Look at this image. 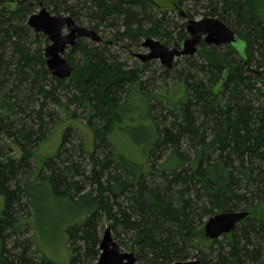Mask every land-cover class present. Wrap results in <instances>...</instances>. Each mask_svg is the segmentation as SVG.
I'll list each match as a JSON object with an SVG mask.
<instances>
[{
	"label": "trees",
	"instance_id": "16d2710c",
	"mask_svg": "<svg viewBox=\"0 0 264 264\" xmlns=\"http://www.w3.org/2000/svg\"><path fill=\"white\" fill-rule=\"evenodd\" d=\"M184 1L168 0L174 9ZM5 3L0 0V264H60L33 238L35 194L43 187L80 209L61 224L70 255L65 264H97L103 221L140 262L170 264L196 251L201 264H264V0H208L206 14L230 26L238 42L201 41L196 54L162 66L163 83L185 89L177 101L169 92L148 90L150 77L142 76L149 61L130 67L110 46L78 40L64 53L71 76L57 79L42 48L32 52L28 40L26 17L38 5L79 25L86 17L93 30L103 25L113 43L138 45L152 37L179 47L185 23L174 24V39L155 0H28L14 9ZM134 110L148 121L139 163L110 139L123 129L139 143L126 125ZM59 111L72 119L80 111L93 133L92 150L82 141L73 144L77 130L69 125L56 153L33 168L34 150ZM12 144L18 158L10 154ZM21 210L27 220H19ZM232 211L248 215L222 235L224 242L203 236L209 217Z\"/></svg>",
	"mask_w": 264,
	"mask_h": 264
},
{
	"label": "rangeland",
	"instance_id": "374dc122",
	"mask_svg": "<svg viewBox=\"0 0 264 264\" xmlns=\"http://www.w3.org/2000/svg\"><path fill=\"white\" fill-rule=\"evenodd\" d=\"M159 5L155 7L156 12H161V14L164 15V19L166 21L165 25L163 24V29L164 31H167L171 34V36L175 39L178 35V30L179 28L177 26H174V24H180V23H185L186 19L183 17H180L179 11H184L185 13L190 10V15L187 18L198 20L202 17H212L208 14H206L207 10L205 6L208 4V0H185L184 3L180 6L179 9H174L170 6V3L168 0H155ZM10 9H14L17 5V3L14 2H6L5 3ZM41 7L38 5H35V7L32 8V12L29 13H36L39 11ZM48 9V8H47ZM50 11V9H48ZM51 14L56 15L55 13ZM27 15V17L29 16ZM60 15H65V14H60ZM26 17V20H27ZM80 25L85 26L89 28L87 25V18L83 17L81 18ZM171 25V26H168ZM28 27V26H27ZM230 27V26H229ZM30 32L33 34L31 39L29 38L28 40L32 41L33 40V45L31 46V51L33 52L34 48L41 47L42 48V53L44 51V48L48 45L49 41L47 40L46 36L43 34L35 35L36 33L28 27ZM92 29V28H90ZM101 39L105 42H93L89 40L88 38H80L78 40H81L83 43L87 44L88 46H96L97 44H104L106 46H110L111 52L119 59L120 62L126 63L127 66H132L134 65L135 62L141 63L138 58H136V54L138 53H145L147 52V48L142 46V42L144 41V37H141L139 39L138 45L136 44H128L126 41L121 42V41H115L113 43L110 29L104 27L103 25L99 28V30H95ZM185 31V28H184ZM63 32L66 33L67 29L64 28ZM186 32V31H185ZM187 34V32H186ZM35 35V36H34ZM31 36V35H30ZM155 40L160 41L163 43L165 46L168 48H171L173 46V43L171 42H166L165 38H154ZM223 48V47H222ZM69 51V47L66 49L64 53H67ZM66 54H63V56L67 59L65 56ZM73 57H78L77 55H73ZM161 64L159 60H151L148 62V71L145 73L142 78L143 80L147 79L150 77L149 81V86L148 90L152 93H159V92H169V95L176 96L173 98V100L177 101L178 98L182 99L183 96L185 97V89L181 87V89L177 85H173L171 81H167L165 84L162 81V78L160 77V68ZM152 71V72H151ZM178 97V98H177ZM135 100L130 101V105L134 106ZM165 103H162V106H164ZM52 108H55L53 105H51ZM78 113V118L72 119L70 117H66L65 113L62 111H59L57 114V123L55 124L54 128L50 127L49 131L47 132L46 138L35 148L34 150V155L32 157V166L33 168H38L41 166L43 161L52 156L53 154L56 153L58 150L60 140H61V135L65 128L69 125H72L76 130L77 133L74 132L72 134V142L73 144H78V142L82 141L83 146L86 148V150L90 151L92 150V140H93V133L92 130L85 125V120L82 118V115L80 111ZM143 114L144 112H140ZM131 117L133 120L131 123L126 124L129 128H133L132 131V136H134L135 139L139 140V143L135 144L132 142V139L130 140V137L126 136L128 134L127 132L123 131V129L119 130L118 132L112 134L110 136V139L113 141L114 145H117L119 147L123 146L121 148L122 153L125 154L127 157L131 158L134 162L139 163L138 161H141V149L143 144V140L146 139L148 136V128L145 127L148 123L147 120L141 119L138 117H141L142 115L139 116L137 111H133V113H130ZM145 145V144H144ZM12 152L10 153L13 157L18 158L21 154L20 149L16 145H11ZM49 191H47L44 187L37 190L35 194V201L38 206V213L36 214L37 216L34 217V224H33V238L34 242L36 244H46L48 246H43L41 247L42 250L46 252H50L49 255L50 257L60 263V264H65L69 260V251L68 249L63 246V242L61 241V224L66 221V220H71L73 219L72 217L77 216L78 213L80 212L79 208L76 207H71L65 200L61 199H53L50 197ZM3 209V199L2 196L0 195V215ZM18 218L20 221L27 220L29 218V215L27 214L26 210H21L18 213ZM38 225V226H37ZM41 225V226H40ZM106 227H109V221H103L101 228H100V238L103 235V231ZM111 230V229H110ZM31 233V232H30ZM29 234H25L26 236H30ZM111 235L113 240L118 244L119 250L121 252H134L127 248V245L124 243H121L119 241V238L115 235L114 231L111 230ZM123 240L125 241L126 239L122 234H120ZM218 241L224 242L225 239L223 236H220L217 238ZM127 241V240H126ZM125 241V242H126ZM129 244V243H127ZM226 243H223L225 245ZM205 245V244H204ZM206 246V245H205ZM40 247V246H39ZM1 248V247H0ZM201 252H207V248L204 246H199L198 247ZM39 251V250H38ZM38 254L36 253L35 256ZM198 254L196 251L192 252L191 257H189L188 260L194 259ZM196 256V257H195ZM146 264H150L147 261H143Z\"/></svg>",
	"mask_w": 264,
	"mask_h": 264
},
{
	"label": "water",
	"instance_id": "95a60500",
	"mask_svg": "<svg viewBox=\"0 0 264 264\" xmlns=\"http://www.w3.org/2000/svg\"><path fill=\"white\" fill-rule=\"evenodd\" d=\"M1 1L19 3L28 0ZM179 15L186 19L185 30L187 32V37L181 41L180 46L168 48L152 37H145L142 46L148 51L136 54V58L141 63L157 59L161 66L170 68L176 59L196 54L201 41L214 46L238 42L234 31L215 17H202L194 20L187 18V14L181 10ZM26 25L35 33L45 35L49 41L43 51L44 62L49 73L57 79H68L71 76L74 67L63 54L68 47H74L78 39L88 38L93 42H105L95 30L77 24L69 15H54L44 7L30 14ZM64 28L67 29L66 33L63 32ZM261 93L264 99V85ZM247 215V211L216 213L205 221L203 236L208 240H214L223 234L230 233ZM98 248L100 253L97 264H146L137 261L132 252H121L112 238L109 227L104 229ZM170 264H201V262L194 258Z\"/></svg>",
	"mask_w": 264,
	"mask_h": 264
},
{
	"label": "bare ground",
	"instance_id": "6f19581e",
	"mask_svg": "<svg viewBox=\"0 0 264 264\" xmlns=\"http://www.w3.org/2000/svg\"><path fill=\"white\" fill-rule=\"evenodd\" d=\"M111 231V230H110ZM98 260V259H97Z\"/></svg>",
	"mask_w": 264,
	"mask_h": 264
},
{
	"label": "flooded vegetation",
	"instance_id": "af4514ba",
	"mask_svg": "<svg viewBox=\"0 0 264 264\" xmlns=\"http://www.w3.org/2000/svg\"><path fill=\"white\" fill-rule=\"evenodd\" d=\"M78 41V40H77Z\"/></svg>",
	"mask_w": 264,
	"mask_h": 264
}]
</instances>
